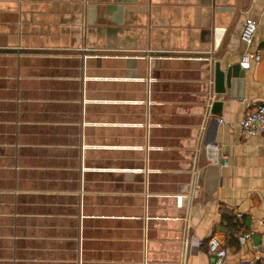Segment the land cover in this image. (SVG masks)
<instances>
[{
    "label": "crops",
    "instance_id": "obj_1",
    "mask_svg": "<svg viewBox=\"0 0 264 264\" xmlns=\"http://www.w3.org/2000/svg\"><path fill=\"white\" fill-rule=\"evenodd\" d=\"M249 19L257 27L247 47L241 34ZM246 50L262 58L246 70L244 96L231 98L229 89L215 94V64H238ZM151 56L153 104L145 128ZM206 83L208 91H200ZM214 100L223 101L221 115L207 110ZM260 103L264 0H0V264L67 262L48 252L50 244L66 240L68 193L74 194V237L80 222L82 246L84 224H94L98 234L106 229V237H95L106 241V264L120 261L116 243H122V264H214L208 251L213 235L227 248L224 264H260L252 244L263 231L264 136L244 134L240 126ZM182 116L189 123L182 124ZM181 133L188 138L182 141ZM84 143L91 147L83 162ZM197 163L201 191L180 206L177 197ZM119 173L126 189L115 192ZM89 175L105 176L108 188L89 189ZM83 190L95 204L81 208ZM116 195L128 196L122 213L115 212ZM104 196L105 213L98 201ZM116 223L122 238L115 237ZM242 232L250 234L244 245Z\"/></svg>",
    "mask_w": 264,
    "mask_h": 264
},
{
    "label": "rangeland",
    "instance_id": "obj_2",
    "mask_svg": "<svg viewBox=\"0 0 264 264\" xmlns=\"http://www.w3.org/2000/svg\"><path fill=\"white\" fill-rule=\"evenodd\" d=\"M85 62H86V60L84 59L83 63H85ZM72 65H76V64H72ZM105 65H107V64H105ZM81 68H82V70L84 72V79H86V80L90 79L91 78L90 76H85V71L87 70V65L86 64H82ZM72 72L74 73V70H72ZM145 72H146V74L144 75V78H145V82H146V85H147V92H146L147 101L145 103V108H144L145 109L144 110V119H145L144 125H145V128H148V101H149V99L150 100L152 99V94L149 93V89H148L147 79L149 78V76H148V73H147L146 69H145ZM154 75H155V73H154V65H153L152 78L154 77ZM200 91L207 92L208 91V84L207 83H206V85L203 84V86H202ZM85 100L87 102L91 101V99H85ZM94 101H97V100H94ZM205 102H204V109H206V107H207L205 105ZM152 104H153V100H152ZM83 112H84V110H83ZM190 112H193V111L192 110L189 111L188 117H192ZM182 115H185V111L184 110H182ZM188 117L187 116H185V117L182 116L180 118L181 123L182 124L189 123V119L190 118H188ZM176 120L177 119L175 117V122H176ZM88 124H89V122H88ZM187 138H188V133H181L182 141H183V139H187ZM83 146L84 147H83V153H82V161L84 162V160H85V150H87L91 146L89 144H85V143L83 144ZM95 147H97V146H94V149H96ZM74 154H75V152H74L73 149H69L68 150V156H70V158L68 159V163L70 162L72 164V167H74V161H75V159L73 158ZM143 163H144L143 164L144 165L143 166L144 167L143 168L144 169V171H143V191L145 192V200H146V198H147L146 196L150 192V184H151V181H149V185H148V189H147L146 188V180H147V177H146L147 157L146 156H144ZM83 169L84 170L86 169V171L94 169V171H96L95 167L92 168V167H87L86 166V168H85V166H84ZM127 170L128 169H125V171H127ZM71 172L72 173L70 175L68 174V177L71 179V182L68 183V187H70V183H73V178L75 177L74 173H73L74 171L72 170ZM93 177L94 178H92L90 175L88 176L89 183H87V186L89 187V189H90V187H93L94 189H98L100 191L101 189L106 190L108 188L105 176H103V178H101L100 176H93ZM94 179L95 180L97 179L98 182H95ZM93 180H94V183L92 182ZM113 181H114V188L116 189L115 192H121V191H123V189H126V187L123 186V183H122L121 173L115 174V176L113 178ZM190 181H191V172H190V179H189L188 182H186V184L190 183ZM36 185H42V183L36 184ZM109 186H111V185H109ZM85 192H87V190L84 191V194H85ZM67 197L68 198L66 200V208H65L66 209V220H67V227H66V235H67V237H66V240L65 241H61L60 244H55V243L50 244L49 247L51 248V250L48 253H50L54 257H60L61 259L62 258L67 259L66 263H64L65 261L62 260L61 264H106V257H107L106 241H105L104 244H102L101 242H99L100 239L99 240H95V237H97L100 234H102V235H104V237H106L107 231L104 228L105 231L104 232L102 231L100 234H98L97 231L95 230V227H93L94 224H93V226H88V224L87 225L84 224L85 225V231H84V235L85 236H84L83 241H82L83 242V246H82V244H81V224L79 222V224H78V226L76 228L77 233L75 234L76 236L78 234L77 240H76V242L78 243V258H77V250H75V249H77L76 248L77 246H75V238H76V236L74 237V215H75V204H74V202H75V198H74V194H70V193H68ZM84 198H85V201H84V199H83V201H81V208H82V205H84V203L85 204H88V203L95 204L96 201H97L96 199H93V198H91V197H89L87 195ZM98 201H99V204H102V206H104L103 212L105 213L106 212V206H107V203H108V201L106 199V196L98 198ZM112 203L115 206V212L116 213H118V212L122 213V205L126 204L128 206V196H125L124 199H123L122 195H116L114 197ZM78 206H79V208L77 207V214L80 211V201H79ZM119 210H121V211H119ZM37 220L42 221L41 219H37ZM103 225L106 226L105 222L103 223ZM121 227H122V224H117L116 225L115 237H117V238H122L123 235H124L123 230H122ZM62 231H63V229L61 228V233H62ZM41 232H42V230L36 229V234L37 233L41 234ZM91 236H92V238H94V240H90ZM42 246H43L42 243H37L36 242V247H42ZM114 248H115V258L120 260V261H117L116 263L117 264H122V259H123L122 243H116ZM42 252L43 251H41L40 249H36V253L39 254L38 256H40V257H42V254H41ZM44 253L48 254L47 251L44 252ZM82 253H84V254H82ZM36 264H39V263H36ZM53 264H58V263H53Z\"/></svg>",
    "mask_w": 264,
    "mask_h": 264
},
{
    "label": "built area",
    "instance_id": "obj_3",
    "mask_svg": "<svg viewBox=\"0 0 264 264\" xmlns=\"http://www.w3.org/2000/svg\"><path fill=\"white\" fill-rule=\"evenodd\" d=\"M256 27L257 24L254 20L249 19L247 20L245 27L241 34L242 41L248 46H250L254 40L255 34H256ZM155 57L151 56L149 59V64L147 67V73L149 76L148 85H149V93L151 94V83H152V74H153V60ZM262 58V54L260 51L256 52H250L249 50H246L243 54L241 60H240V66L244 70H248L251 67L252 61H260ZM85 64V63H84ZM214 90V85H213ZM212 104V103H211ZM211 104L209 103V106L207 110L209 111V108L211 107ZM151 106L152 101L149 99L148 101V121L151 116ZM149 126V123H148ZM151 126V125H150ZM241 130L244 134L247 135H257L261 134L264 136V103H260L256 105V107L252 110H250L248 113H246L240 122ZM228 162L224 160V165H226ZM199 167V164L197 163L191 172V181L186 186L182 187V193L180 196L177 197L178 205L183 206L184 200L188 199L189 203L191 204L192 201L199 195L201 191V180H200V170L197 169ZM150 155H147V168H146V188L148 189L149 181H150ZM148 195V194H147ZM237 218L241 219L242 214H237ZM262 224H263V231L261 233V241L258 245L252 244L253 249L258 253L259 260L261 261L260 264H264V215L262 218ZM189 229L186 233V240L188 238ZM250 238V234L248 232H242L238 235V240L241 245H244L248 239ZM208 251L215 256V263L214 264H224L225 258L228 255L227 248L223 245L222 241L219 237L213 235L209 238L208 243Z\"/></svg>",
    "mask_w": 264,
    "mask_h": 264
},
{
    "label": "water",
    "instance_id": "obj_4",
    "mask_svg": "<svg viewBox=\"0 0 264 264\" xmlns=\"http://www.w3.org/2000/svg\"><path fill=\"white\" fill-rule=\"evenodd\" d=\"M246 70L242 69L240 63L233 64L226 69L221 68V64L217 62L214 69V93L217 95H224L230 90L231 98L243 97L244 87L246 85L245 79ZM223 101L214 100L209 108V111L213 115H221ZM193 234L191 229L188 233V246L193 242ZM190 253V250L186 252V257Z\"/></svg>",
    "mask_w": 264,
    "mask_h": 264
},
{
    "label": "trees",
    "instance_id": "obj_5",
    "mask_svg": "<svg viewBox=\"0 0 264 264\" xmlns=\"http://www.w3.org/2000/svg\"><path fill=\"white\" fill-rule=\"evenodd\" d=\"M229 222H230L231 226H235V224L233 223L234 221H233L232 218L229 219Z\"/></svg>",
    "mask_w": 264,
    "mask_h": 264
}]
</instances>
